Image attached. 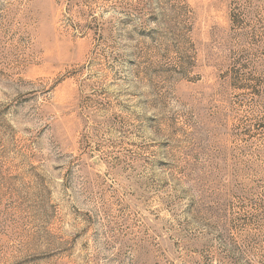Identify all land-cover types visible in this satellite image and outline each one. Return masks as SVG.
Wrapping results in <instances>:
<instances>
[{"label": "rangeland", "instance_id": "rangeland-1", "mask_svg": "<svg viewBox=\"0 0 264 264\" xmlns=\"http://www.w3.org/2000/svg\"><path fill=\"white\" fill-rule=\"evenodd\" d=\"M0 264H264V0H0Z\"/></svg>", "mask_w": 264, "mask_h": 264}]
</instances>
